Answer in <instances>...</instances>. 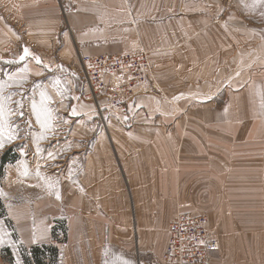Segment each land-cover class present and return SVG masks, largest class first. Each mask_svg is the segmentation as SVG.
<instances>
[{
  "label": "crops",
  "instance_id": "crops-1",
  "mask_svg": "<svg viewBox=\"0 0 264 264\" xmlns=\"http://www.w3.org/2000/svg\"><path fill=\"white\" fill-rule=\"evenodd\" d=\"M2 9L28 20L31 47L21 38L3 52L0 20V86L41 81L73 144L54 161L53 210L36 206L33 227L16 218L27 245L52 244L51 219L62 218L58 264H157L172 217L205 209L221 234L211 264H264L263 229L246 218L264 212V0H0ZM140 49L151 55L149 90L120 122L106 113L103 129L78 55Z\"/></svg>",
  "mask_w": 264,
  "mask_h": 264
},
{
  "label": "rangeland",
  "instance_id": "rangeland-1",
  "mask_svg": "<svg viewBox=\"0 0 264 264\" xmlns=\"http://www.w3.org/2000/svg\"><path fill=\"white\" fill-rule=\"evenodd\" d=\"M16 19L17 22L14 21L13 17L10 18V15H6L2 9L0 20H4L6 23V33L8 38V41H6L1 47L3 52H9L16 47L22 48L19 42L21 38L24 47H31L26 41L27 32L30 29V23H27L28 20H25L24 17H16ZM15 34H17L16 37ZM27 50H36V48ZM140 50L138 51H143L147 54L150 66L147 67V61L143 57H140V64L137 65V67L141 72H145L146 80H148V82L146 83L145 88L137 86L135 89H140L134 93L133 97L140 92H148L149 81L152 79L150 52L145 49ZM130 54L131 53L120 55H78V61L81 68L80 73L84 85L83 87L87 88V85L85 84L86 79L83 76V67L88 71L92 83L96 86L99 85L100 82L101 68H108L105 66L119 68V63L117 62L103 63L102 61H96L95 63H86L83 61L85 58L100 55L121 57ZM81 62H83V66ZM129 64L130 63L125 62L127 67H130ZM134 67H136V65ZM2 75L3 77H5V75H11V70H8L6 73L4 72ZM132 80L138 81V75L136 73L130 81ZM23 82L20 79L17 86H10L9 80L7 82L6 78H4L2 87L0 86V105H3V117L0 118V166L1 157L4 153L9 151L8 159H12V162H9L3 168L0 167V201L3 204L7 215L6 218L0 219V264H24L22 254L27 257L31 248L37 246V244L27 245V240L23 238L24 234L18 227L21 222L16 224V218L19 216L23 217L19 219H22L29 227H33L36 226V222L31 217H33V214L35 216V213H37L35 209L36 206H48L49 211L53 210L51 204L57 198L54 193L55 190L53 189L60 185L58 181L60 182L61 180L60 177L62 172V167L54 164V161L56 158H58V160L62 158V151L65 145L67 147H73L72 141L69 142V138L63 139V136H61L58 131L62 127V122L60 123L53 118L56 115V111L52 110V107L47 103V99L42 100L41 93H44L46 96V86H42V83L39 80L27 83ZM128 87L130 86L128 85ZM107 91L111 92L112 90L111 88H108ZM126 93H131V89L127 90ZM88 96L89 90L87 88L86 97L88 98ZM88 99L93 103L94 113L96 114L93 100L91 98ZM129 101L126 103L125 114L128 112L127 104ZM100 102L105 104L107 99H100ZM34 104L37 106L36 110L33 109ZM106 109L107 107L104 106L103 110ZM106 113L112 115L117 121L120 120L119 113L110 110H106L105 114ZM37 114L40 116V122L37 120ZM96 120L98 121L99 127L104 129V124L97 118V116ZM104 121V123H107L106 119ZM42 124H46V126L42 127ZM224 202H228V200L226 199ZM262 202L264 204V201ZM227 213L229 214L230 212ZM195 214L206 217L207 227L209 231L214 234L215 239H217V236H221V234H217L218 232L216 228L214 230L208 224L210 216L207 210L203 209ZM175 216L172 217L173 219L171 218L172 220L170 222H168L166 233H168L169 225L174 221ZM246 218L250 220L252 219L254 221L253 225L262 228V232L264 233V212H262V216L249 215ZM232 221L235 222L233 216ZM51 222L54 224L53 227H58L56 237H59L60 240H62V218H52ZM242 223L252 225L251 223ZM52 228L50 230L51 233ZM240 234L255 235L256 232ZM156 236L155 246L158 244V235ZM258 240L262 241L260 239ZM167 241L168 237L165 242V248ZM52 244L57 246V244L60 243L54 241ZM153 249L154 247H152V251L150 252H153ZM147 253L148 252L144 253V257Z\"/></svg>",
  "mask_w": 264,
  "mask_h": 264
},
{
  "label": "built area",
  "instance_id": "built-area-1",
  "mask_svg": "<svg viewBox=\"0 0 264 264\" xmlns=\"http://www.w3.org/2000/svg\"><path fill=\"white\" fill-rule=\"evenodd\" d=\"M140 51L131 53L128 56L100 55L83 60L86 63H95L96 61L119 63L118 69L112 66H105L110 69L101 68L100 82L97 86L92 83L90 74L83 67V76L86 79L85 84L89 90V96L94 102L96 116L103 124L106 110L115 111L120 116L124 115L126 103L137 90L146 87L148 82L146 74L141 72L137 65L140 64V57L147 61V67L150 66V63L148 62L147 54ZM125 62L130 63V67H127ZM81 63L83 66V62ZM135 65L136 67H134ZM135 73L138 75V81H130ZM137 86H140V88L135 89ZM108 88H111L112 91H107ZM129 89H131V93H126ZM100 99H107V102L102 104ZM104 106L107 107L106 110H103ZM205 226V220L201 217L177 216L169 225L170 232L167 233L168 247L165 249L160 263L157 264H207L206 254L213 252L217 248V242L214 234L208 231Z\"/></svg>",
  "mask_w": 264,
  "mask_h": 264
},
{
  "label": "trees",
  "instance_id": "trees-1",
  "mask_svg": "<svg viewBox=\"0 0 264 264\" xmlns=\"http://www.w3.org/2000/svg\"><path fill=\"white\" fill-rule=\"evenodd\" d=\"M9 151L4 153L3 156L1 157V168H3L6 164L9 162H12V159H8ZM6 211L3 206V204L0 201V219L6 218ZM63 227L62 233H63V239L60 240L59 237H56L58 227L55 226L52 228V237H53V242L57 243H62L64 242V234H65V224L64 221L62 223ZM30 255V256H29ZM29 256V257H28ZM27 257L22 254L23 262L24 264H58V259H59V249L56 245L53 244H48V245H41V246H34L31 248L29 251Z\"/></svg>",
  "mask_w": 264,
  "mask_h": 264
},
{
  "label": "bare ground",
  "instance_id": "bare-ground-1",
  "mask_svg": "<svg viewBox=\"0 0 264 264\" xmlns=\"http://www.w3.org/2000/svg\"><path fill=\"white\" fill-rule=\"evenodd\" d=\"M88 98H90V96H88ZM104 126H105V123H104ZM186 216V215H188V216H191V217H201V218H203L204 220H205V227H206V229L209 231V229H208V227H207V219H206V217H204V216H202V215H191V214H188V213H180V214H177L176 216H175V218H174V220L176 219V217L177 216ZM170 232V228H168V233ZM216 240V242H217V248L213 251V252H216V251H218V249H219V243H218V241H217V239H215ZM167 247H168V241H167V245H166V248L165 249H167ZM213 252H211V253H213ZM211 253H207L206 254V261H207V264H211V259H210V255H211Z\"/></svg>",
  "mask_w": 264,
  "mask_h": 264
},
{
  "label": "snow or ice",
  "instance_id": "snow-or-ice-1",
  "mask_svg": "<svg viewBox=\"0 0 264 264\" xmlns=\"http://www.w3.org/2000/svg\"><path fill=\"white\" fill-rule=\"evenodd\" d=\"M27 55H28V50L25 49L24 50V55L21 56V59H23L24 56H27ZM37 62H39V61H37ZM41 97H42V100H46L47 99V97L45 96L44 93H41ZM36 107L37 106L34 104L33 105V109L36 110ZM2 117H3V105H0V118H2ZM37 120H38V122H40V116H39V114H37ZM45 126H46V124H42V127H45ZM57 199H59V194L58 193H57ZM122 264H127V261H123Z\"/></svg>",
  "mask_w": 264,
  "mask_h": 264
}]
</instances>
